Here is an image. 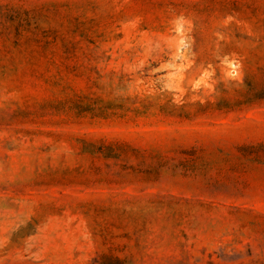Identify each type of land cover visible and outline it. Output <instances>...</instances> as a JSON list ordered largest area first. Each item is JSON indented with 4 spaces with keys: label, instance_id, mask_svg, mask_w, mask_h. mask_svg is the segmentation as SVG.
<instances>
[{
    "label": "rangeland",
    "instance_id": "1",
    "mask_svg": "<svg viewBox=\"0 0 264 264\" xmlns=\"http://www.w3.org/2000/svg\"><path fill=\"white\" fill-rule=\"evenodd\" d=\"M0 264H264V0H0Z\"/></svg>",
    "mask_w": 264,
    "mask_h": 264
}]
</instances>
